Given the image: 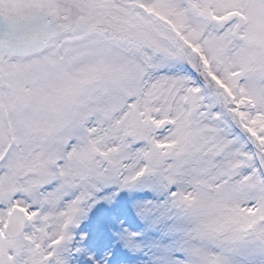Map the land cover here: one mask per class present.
Wrapping results in <instances>:
<instances>
[{"label": "snow or ice", "instance_id": "snow-or-ice-1", "mask_svg": "<svg viewBox=\"0 0 264 264\" xmlns=\"http://www.w3.org/2000/svg\"><path fill=\"white\" fill-rule=\"evenodd\" d=\"M0 264H264V0H0Z\"/></svg>", "mask_w": 264, "mask_h": 264}]
</instances>
